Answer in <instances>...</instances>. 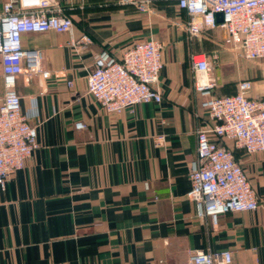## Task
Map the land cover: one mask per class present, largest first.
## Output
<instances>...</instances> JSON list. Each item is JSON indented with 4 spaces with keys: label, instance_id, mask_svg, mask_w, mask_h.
<instances>
[{
    "label": "crops",
    "instance_id": "0c3cea01",
    "mask_svg": "<svg viewBox=\"0 0 264 264\" xmlns=\"http://www.w3.org/2000/svg\"><path fill=\"white\" fill-rule=\"evenodd\" d=\"M72 6L73 38L92 40L85 51L76 53L67 34L22 36L24 49L41 52L51 77L17 82L38 147L0 190V264H189V253L198 251H229L230 264H264V154L228 143L257 210L221 215L212 226L196 218L187 197L195 114L204 117L190 54L217 55L210 74L216 96H231L237 82L250 80V97H263L264 61L251 70L207 40L189 39L178 27L186 14L171 2L152 4L149 14L116 0H72ZM150 39L165 44L156 86L161 103L105 112L85 93L95 60L102 53L118 58ZM77 123L85 129L76 130ZM156 136L165 137L164 146H154Z\"/></svg>",
    "mask_w": 264,
    "mask_h": 264
},
{
    "label": "built area",
    "instance_id": "2783aa9c",
    "mask_svg": "<svg viewBox=\"0 0 264 264\" xmlns=\"http://www.w3.org/2000/svg\"><path fill=\"white\" fill-rule=\"evenodd\" d=\"M120 6H131L141 13L152 12L156 2H171L186 14L178 24L189 39L202 38L207 31L222 32L221 50L239 56L248 63L264 61V0H116ZM72 0H5L0 12V67L3 94L0 101V190L9 178L24 169L37 149L36 127L30 115L21 110L17 91L20 77L47 80L51 73L42 68V54L24 49V34L55 32L67 34L68 44L76 53L92 44L82 34L74 39ZM221 15V22L217 21ZM163 42L153 39L130 45L120 57L102 53L86 76V95L102 110L111 114L133 111L142 104H159L157 89L163 69ZM193 89L202 97L203 118L195 114L197 126L196 156L189 166L191 189L188 199L194 203L198 220L208 219L216 226L218 218L228 213L252 212L259 208L255 191L240 164L234 148L247 155L264 154V96L251 98L252 81L241 80L231 96H216L217 82L210 77L212 63L205 54L191 53ZM67 86L71 88L72 82ZM200 119V120H199ZM76 130H84L82 123ZM155 147L165 144L156 136ZM231 252L198 251L189 253V264H230Z\"/></svg>",
    "mask_w": 264,
    "mask_h": 264
},
{
    "label": "rangeland",
    "instance_id": "374dc122",
    "mask_svg": "<svg viewBox=\"0 0 264 264\" xmlns=\"http://www.w3.org/2000/svg\"><path fill=\"white\" fill-rule=\"evenodd\" d=\"M222 32L220 31H207L203 34V37L202 39H205L207 40L208 42L210 43H213L216 47H217V50H221L219 47H218V43L221 41L222 39ZM262 62L260 63H244L246 64L248 67L251 68V70L255 69L261 64ZM2 95V90L0 89V96Z\"/></svg>",
    "mask_w": 264,
    "mask_h": 264
},
{
    "label": "water",
    "instance_id": "95a60500",
    "mask_svg": "<svg viewBox=\"0 0 264 264\" xmlns=\"http://www.w3.org/2000/svg\"><path fill=\"white\" fill-rule=\"evenodd\" d=\"M217 21H218V22H221V21H222V19H221V15H217Z\"/></svg>",
    "mask_w": 264,
    "mask_h": 264
}]
</instances>
